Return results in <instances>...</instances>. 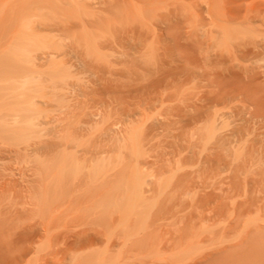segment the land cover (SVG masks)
<instances>
[{
    "label": "rangeland",
    "instance_id": "rangeland-1",
    "mask_svg": "<svg viewBox=\"0 0 264 264\" xmlns=\"http://www.w3.org/2000/svg\"><path fill=\"white\" fill-rule=\"evenodd\" d=\"M0 252L263 264L264 0H0Z\"/></svg>",
    "mask_w": 264,
    "mask_h": 264
},
{
    "label": "bare ground",
    "instance_id": "bare-ground-1",
    "mask_svg": "<svg viewBox=\"0 0 264 264\" xmlns=\"http://www.w3.org/2000/svg\"><path fill=\"white\" fill-rule=\"evenodd\" d=\"M258 45H259V44H258ZM240 48H241V47H240ZM242 51H243V50H242ZM246 53H247V52H246ZM78 59H79V58H78ZM78 59H77V60H78ZM218 74H219V73H218ZM217 76H218V75H217ZM239 80H240V79H239ZM83 128H84V127H83ZM85 130H86V128H85ZM81 134H82V133H81ZM78 135H79V134H78ZM78 153H79V152H78ZM80 154H81V153H80ZM83 155H84V154H83ZM255 155H256V154H255ZM79 157H81V159H83V158H82V155H79ZM254 159H255V158H254ZM94 160H95V159H94ZM79 161H80V160H79ZM87 161H88V160H87ZM80 162H82V161H80ZM88 162H89V161H88ZM89 163H90V162H89ZM79 164H80V163H79ZM87 164H88V163H87ZM240 164H241V163H240ZM91 165H92V163H91L89 166H91ZM124 166H125V165H124ZM262 166H263V165H262ZM237 168H239V167H237ZM243 168H244V167H243ZM85 173L87 174L86 171H85ZM85 176H86V175H85ZM79 180H80V179H79ZM79 180H78V183H79ZM256 180H257V179H256ZM83 181H84V180H83ZM83 181H82V183H83ZM76 185H77V184H76ZM123 188H124V187H123ZM70 190H71V189H70ZM70 194H71V192H70ZM83 194H84V193H83ZM83 194H82V195H83ZM68 197H69V196H68ZM68 197H66V198H68ZM87 197H88V196H87ZM81 200H82V198H81ZM92 200H93V199H92ZM78 203H79V202H78ZM75 207H76V206H75ZM77 226H78V225H77ZM70 229H71V228H70ZM84 229H85V228H84ZM84 229H82V230H84ZM82 230H81L80 232H82ZM73 231H74V230H73ZM64 233H65V232H64ZM67 233H68V232H67ZM67 233H66V234H67ZM69 233H71V231H70ZM69 233H68V234H69ZM73 233H76V231H75V232H72V234H73ZM82 233H83V232H82ZM82 233H81V234H82ZM85 233H87V232L85 231ZM81 234H80V236H81ZM255 234H256V233H255ZM62 235H63V234H62ZM69 235H70V234H69ZM74 235H75V236H76V235L79 236V231L77 232V234H74ZM74 235H73V236H74ZM89 235H90V233H89ZM73 236H71V237H73ZM75 236H74V237H75ZM62 237H63V236H62ZM84 237H85V236H84ZM97 237H98V236H97ZM64 238H65V237H64ZM82 238H83V237H82ZM98 238H100V237H98ZM90 239L93 240L92 238H90ZM63 240H64V239H63ZM91 243H92V242H91ZM91 243H90V244H91ZM0 254H1V252H0ZM244 254H245V253H244ZM244 254H243V256H244ZM256 254H257V252H256ZM263 255H264V254H263ZM263 255H262V256H263ZM258 256H259V258H260V255H258ZM0 257H1V255H0ZM240 258H241V256H240ZM240 258H239V257H236V260H235V259L233 260V264H241V263H243V260L240 259ZM251 258H253V257H251ZM261 258L263 259V257H261ZM256 259H257V258H256ZM244 260H245V259H244ZM250 260L252 261V259H250ZM250 260H249V261H250ZM263 260H264V259H263ZM1 261H2V260H1ZM247 261H248V260H247ZM253 261H254V260H253ZM257 261H258V260H257ZM244 263H245V262H244ZM251 263H253V262H251ZM262 263L264 264L263 261H262ZM246 264H247V262H246Z\"/></svg>",
    "mask_w": 264,
    "mask_h": 264
}]
</instances>
